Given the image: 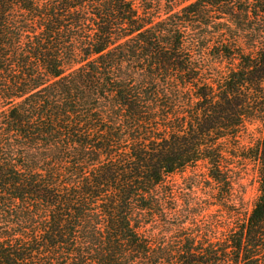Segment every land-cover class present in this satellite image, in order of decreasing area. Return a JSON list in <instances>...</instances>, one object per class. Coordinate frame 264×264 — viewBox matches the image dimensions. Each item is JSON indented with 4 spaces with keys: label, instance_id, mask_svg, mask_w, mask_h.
Wrapping results in <instances>:
<instances>
[{
    "label": "trees",
    "instance_id": "trees-1",
    "mask_svg": "<svg viewBox=\"0 0 264 264\" xmlns=\"http://www.w3.org/2000/svg\"><path fill=\"white\" fill-rule=\"evenodd\" d=\"M253 119L264 0H0V264H264V131L243 218L163 188L202 162L230 205Z\"/></svg>",
    "mask_w": 264,
    "mask_h": 264
},
{
    "label": "rangeland",
    "instance_id": "rangeland-1",
    "mask_svg": "<svg viewBox=\"0 0 264 264\" xmlns=\"http://www.w3.org/2000/svg\"><path fill=\"white\" fill-rule=\"evenodd\" d=\"M263 131L264 120H249L236 141L231 142L232 155L228 156V168L232 202L226 208L209 207L213 204L211 198L214 186L207 176L206 165L202 162L192 164L184 171L167 177L163 188L172 190L178 196L181 207L187 205L186 202L192 209L199 206L198 220L201 217L214 220L216 215L220 221L243 218L250 212L258 196L257 167L245 156L247 151L260 141Z\"/></svg>",
    "mask_w": 264,
    "mask_h": 264
}]
</instances>
